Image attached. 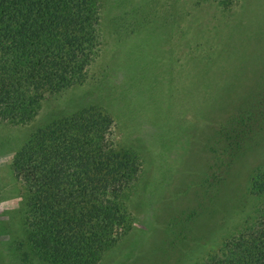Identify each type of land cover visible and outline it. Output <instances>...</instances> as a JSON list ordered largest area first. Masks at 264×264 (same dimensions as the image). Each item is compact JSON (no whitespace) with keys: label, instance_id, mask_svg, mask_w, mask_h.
I'll return each instance as SVG.
<instances>
[{"label":"rangeland","instance_id":"rangeland-1","mask_svg":"<svg viewBox=\"0 0 264 264\" xmlns=\"http://www.w3.org/2000/svg\"><path fill=\"white\" fill-rule=\"evenodd\" d=\"M100 11L85 80L46 95L31 123H0V264H27L12 255L22 203L12 151L79 106L108 113L118 146L141 160L123 196L132 228L97 264H198L256 204L248 178L264 167V140L245 139L225 165L218 131L255 101L264 109V0H103Z\"/></svg>","mask_w":264,"mask_h":264},{"label":"trees","instance_id":"trees-1","mask_svg":"<svg viewBox=\"0 0 264 264\" xmlns=\"http://www.w3.org/2000/svg\"><path fill=\"white\" fill-rule=\"evenodd\" d=\"M102 2L0 0V123H31L46 95L85 80L99 50ZM262 104L224 119L222 164L245 139L264 140ZM12 152L10 172L22 188L21 236L11 240L17 259L97 264L131 230L123 196L141 160L118 146L108 113L79 106L28 131ZM248 192L256 200L250 216L198 264H264L263 166L252 168Z\"/></svg>","mask_w":264,"mask_h":264}]
</instances>
